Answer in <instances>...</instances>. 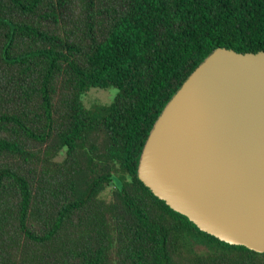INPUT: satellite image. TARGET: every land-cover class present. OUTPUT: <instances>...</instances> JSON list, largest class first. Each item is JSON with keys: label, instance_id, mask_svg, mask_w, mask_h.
Here are the masks:
<instances>
[{"label": "trees", "instance_id": "16d2710c", "mask_svg": "<svg viewBox=\"0 0 264 264\" xmlns=\"http://www.w3.org/2000/svg\"><path fill=\"white\" fill-rule=\"evenodd\" d=\"M221 47L264 51V0H0V264H264L138 177L162 111Z\"/></svg>", "mask_w": 264, "mask_h": 264}, {"label": "water", "instance_id": "95a60500", "mask_svg": "<svg viewBox=\"0 0 264 264\" xmlns=\"http://www.w3.org/2000/svg\"><path fill=\"white\" fill-rule=\"evenodd\" d=\"M138 177L200 230L264 253V51L214 50L154 124Z\"/></svg>", "mask_w": 264, "mask_h": 264}, {"label": "rangeland", "instance_id": "374dc122", "mask_svg": "<svg viewBox=\"0 0 264 264\" xmlns=\"http://www.w3.org/2000/svg\"><path fill=\"white\" fill-rule=\"evenodd\" d=\"M118 94V90L114 87L101 89L91 88L85 92L82 101L87 109H95L97 107L109 106ZM59 159H63L60 156Z\"/></svg>", "mask_w": 264, "mask_h": 264}]
</instances>
